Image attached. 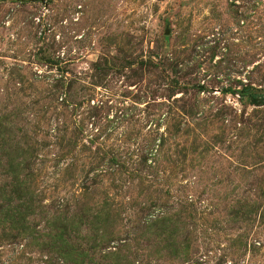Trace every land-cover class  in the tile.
<instances>
[{
    "label": "rangeland",
    "instance_id": "374dc122",
    "mask_svg": "<svg viewBox=\"0 0 264 264\" xmlns=\"http://www.w3.org/2000/svg\"><path fill=\"white\" fill-rule=\"evenodd\" d=\"M0 264H264V0H0Z\"/></svg>",
    "mask_w": 264,
    "mask_h": 264
}]
</instances>
